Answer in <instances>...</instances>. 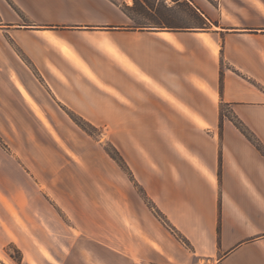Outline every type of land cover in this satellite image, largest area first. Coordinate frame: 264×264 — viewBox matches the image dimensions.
Here are the masks:
<instances>
[{"label": "crops", "instance_id": "crops-1", "mask_svg": "<svg viewBox=\"0 0 264 264\" xmlns=\"http://www.w3.org/2000/svg\"><path fill=\"white\" fill-rule=\"evenodd\" d=\"M135 2L0 0V264H264V0Z\"/></svg>", "mask_w": 264, "mask_h": 264}, {"label": "rangeland", "instance_id": "rangeland-1", "mask_svg": "<svg viewBox=\"0 0 264 264\" xmlns=\"http://www.w3.org/2000/svg\"><path fill=\"white\" fill-rule=\"evenodd\" d=\"M151 6H156L157 0H148ZM156 15L150 13L149 15H144L140 11L141 5H138L134 12V17L136 22L133 26L140 25H152V27H196L202 25L203 22L200 21L199 16L194 14V12L189 8L186 3L177 4L172 10L164 9L162 4H158ZM226 113L230 115V109L222 106V114ZM231 116V115H230ZM45 126L49 130H53L49 122H44ZM62 128L68 126V128H73L76 131H85L87 134L92 136L98 141H103L104 147L116 157L122 155L117 151L116 147L112 144L109 133L110 127L107 122H89L76 120L75 122H60ZM125 162V161H124ZM8 253L13 257L18 259L20 256L18 252L13 249L8 248Z\"/></svg>", "mask_w": 264, "mask_h": 264}, {"label": "trees", "instance_id": "trees-1", "mask_svg": "<svg viewBox=\"0 0 264 264\" xmlns=\"http://www.w3.org/2000/svg\"><path fill=\"white\" fill-rule=\"evenodd\" d=\"M138 5H141L140 7V11L142 14L144 15H149L151 12L149 9H151V6L149 4V2L146 0L145 1V5L139 1V0H136L135 2V5L133 7H125L124 10L125 12L130 16V17H133V13L135 12V9L138 8L137 6ZM152 26L150 25H140V26H135L134 28H139L141 30L143 29H146V28H151ZM222 76H223V73H222ZM223 85V77L221 78V86ZM222 121H223V114H222ZM231 121L237 126L238 129H240L250 140H252L255 144H258V142L255 140L254 136L249 132V130L244 126V124L235 119V118H231ZM108 153L110 154V156L115 160L117 161L120 165H124L125 162H124V159L119 155V157H116V156H113L109 151Z\"/></svg>", "mask_w": 264, "mask_h": 264}, {"label": "built area", "instance_id": "built-area-1", "mask_svg": "<svg viewBox=\"0 0 264 264\" xmlns=\"http://www.w3.org/2000/svg\"><path fill=\"white\" fill-rule=\"evenodd\" d=\"M137 264H152V263L147 262V261H142V262H139V263H137Z\"/></svg>", "mask_w": 264, "mask_h": 264}]
</instances>
